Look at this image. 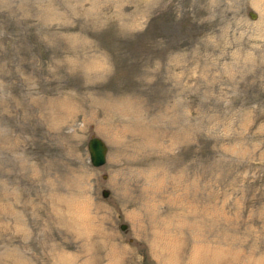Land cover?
<instances>
[{"label":"rangeland","instance_id":"374dc122","mask_svg":"<svg viewBox=\"0 0 264 264\" xmlns=\"http://www.w3.org/2000/svg\"><path fill=\"white\" fill-rule=\"evenodd\" d=\"M12 258L264 264V0H0Z\"/></svg>","mask_w":264,"mask_h":264},{"label":"water","instance_id":"95a60500","mask_svg":"<svg viewBox=\"0 0 264 264\" xmlns=\"http://www.w3.org/2000/svg\"><path fill=\"white\" fill-rule=\"evenodd\" d=\"M250 17H254L255 15L253 12H249ZM86 148L88 151V158L92 165L98 166L101 165L105 160V151L106 145L104 144L103 140L96 136L91 135L86 142ZM107 190L102 189L101 194L103 196L107 195ZM125 224H120V228H124Z\"/></svg>","mask_w":264,"mask_h":264},{"label":"bare ground","instance_id":"6f19581e","mask_svg":"<svg viewBox=\"0 0 264 264\" xmlns=\"http://www.w3.org/2000/svg\"><path fill=\"white\" fill-rule=\"evenodd\" d=\"M80 212L82 213L81 206L77 208L75 202H71L70 201V204L66 208V211H65L66 215L65 216L69 220H70V216H71L72 220H75V219H77V217L80 218ZM89 229H90V227H89ZM197 251H199V250H197ZM11 264H28V263H26L25 261H22V260H18V259L15 260L14 258H12V263Z\"/></svg>","mask_w":264,"mask_h":264}]
</instances>
